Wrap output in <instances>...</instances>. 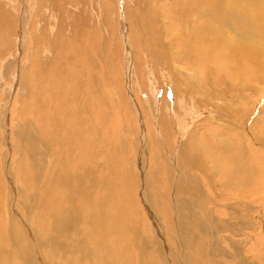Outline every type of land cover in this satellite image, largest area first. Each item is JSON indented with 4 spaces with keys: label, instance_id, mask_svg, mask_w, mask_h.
Wrapping results in <instances>:
<instances>
[{
    "label": "bare ground",
    "instance_id": "obj_1",
    "mask_svg": "<svg viewBox=\"0 0 264 264\" xmlns=\"http://www.w3.org/2000/svg\"><path fill=\"white\" fill-rule=\"evenodd\" d=\"M31 1L29 24L8 13L44 57L0 101V264H264L251 254L264 246V0ZM3 18L5 65L15 28ZM113 20L135 32L134 64ZM139 48L175 79L179 102L200 96L226 120L190 130L132 96L121 64L136 84ZM20 51L8 67L30 52ZM150 82L155 98L160 82ZM148 113L156 128L142 123Z\"/></svg>",
    "mask_w": 264,
    "mask_h": 264
},
{
    "label": "rangeland",
    "instance_id": "obj_2",
    "mask_svg": "<svg viewBox=\"0 0 264 264\" xmlns=\"http://www.w3.org/2000/svg\"><path fill=\"white\" fill-rule=\"evenodd\" d=\"M4 1V2H3ZM122 1H127V0H117V3H118V6L119 7H121V3H122ZM7 0H0V9H1V12L0 13H3V16H4V18H6V19H2V22L5 24V27L7 28V29H10L11 30V24H13L14 25V28H15V31L13 32V34L11 35V37H8V38H6V39H8L9 41H8V44H7V46H5L4 47V49H7L8 51H9V53H8V55H11V56H8V57H5V59H9L10 61L9 62H12L13 60H14V58H15V56H16V58L18 57V56H20L21 54H22V52L20 51L21 50V48L22 47H25L26 49H29V51L30 52H28V53H26V56H25V54L23 55V56H21V57H19V62H18V64L16 63L15 65H13L12 67H8V64H9V62H8V64H5V65H2V64H0V87H1V93H0V101H3L4 103L5 102H7V97H8V90L11 88H13V90L14 91H20L21 90V83H22V79H21V77H22V74L23 73H25V71L26 72H28L27 70H28V68H30L31 66H33V65H35V64H37L38 62H39V59H41V57H44V55H43V53H35V44L37 43V40H36V38H35V33H34V31L32 30V28L30 29V26H29V33L30 34H27V32H26V30L24 29V25H22L25 21H23L22 20V18H20L19 16H17V18H18V20L16 21L15 20V22H14V20L13 21H11L12 20V16L11 15H9L8 13H10L11 14V11H12V13H16V11H14V10H18V8L21 10V14L23 15V17L24 18H26L27 19V21H26V23L27 24H29V22H30V19H31V16H32V14H33V12L35 11V6H34V3H33V1H31V0H15L13 3L11 2V5H8L7 4ZM4 3V4H3ZM137 4V3H136ZM136 4H135V7H136ZM1 6H3V8L1 7ZM7 9V10H6ZM13 9V10H12ZM73 9H75V8H73ZM130 9V8H129ZM9 10V11H8ZM8 11V12H7ZM141 11V10H140ZM37 14H38V12L37 11H35ZM135 11H133V13H134ZM136 12H138L139 13V11H136ZM36 13H35V15H36ZM96 14H97V12H95V11H92V16H93V18H94V21H95V23H96V25L98 26V27H100L101 26V21H100V19L99 18H96ZM15 16H16V14H14ZM120 16H121V12H120ZM20 20H22V24H21V21ZM8 22V24H6ZM113 22H116L115 20H113ZM64 23V22H63ZM17 26V27H16ZM19 26V27H18ZM32 27V26H31ZM125 27H126V25H125ZM19 28V29H18ZM118 28H120V29H118ZM127 28V27H126ZM33 29H34V27H33ZM35 29H38V28H35ZM17 30V31H16ZM23 30V32H24V37H23V35H22V31ZM128 30V31H127ZM127 30L126 31H124V27L123 26H121L120 24H118L117 22H116V26L114 27V29H113V32H112V37H113V39H114V41L117 43V45L121 48V50H122V54H124L125 53V56L127 55V60H129V58L131 57V55L129 56L128 54L131 52V54H132V48L131 47H133V41H134V35H135V32H131V29L130 28H127ZM71 32H72V30H70ZM34 33V35L32 34V33ZM48 32V31H47ZM131 32V33H130ZM128 33V34H127ZM134 35H133V34ZM18 34V35H17ZM32 34V35H31ZM42 34V33H41ZM28 37H27V36ZM63 35V34H62ZM68 35H70V34H67L66 36H68ZM114 35V36H113ZM126 35V36H125ZM130 35H132V36H130ZM47 37L48 38H50V34L49 33H47ZM63 37V36H62ZM116 37V38H115ZM30 38V39H29ZM35 38V39H34ZM131 38V39H130ZM20 39H21V41H20ZM24 39V40H23ZM34 39V41H32ZM131 41H130V40ZM123 40H124V42H123ZM133 40V41H132ZM23 41V42H22ZM122 41V42H121ZM127 41H128V43H127ZM21 42V43H20ZM31 42H33V43H31ZM18 43V44H17ZM19 44L21 45V46H19ZM47 44H48V41H47ZM24 45V46H23ZM128 45H130V46H128ZM29 46H31V47H29ZM128 46V47H127ZM10 47V48H9ZM17 47V48H16ZM2 48H3V46H2ZM2 48H1V51H2ZM19 50L18 52H17V50ZM129 49V50H128ZM16 50V51H15ZM51 51H53V50H51ZM130 51V52H129ZM138 53L139 54H137V59H136V64H142V67H143V69L142 70H140V71H137L136 72V76H137V79L139 80V81H136V84H135V79L134 78H132L133 77V75H134V73H135V70L132 72V75L130 76L131 78V81L129 80V82H127V80L125 79L126 78V75H128L127 74V71H125V70H127L126 69V67H124V60H122V64H121V66H122V72H123V76L125 77H123V87H124V89H126V84L128 83V84H130V86L128 87L129 88V92L131 93V95L133 96V92H134V95H135V97L137 96V97H140V96H142V98L143 99H147L148 101H149V103H148V107H150V109H152L153 107H156V108H153V110H156L157 108H159V113H162L163 114V112H167L168 114H169V112H170V115L172 116L173 115V121H175L174 119H178L177 121H179V123H180V121H185L184 123L185 124H187V121H188V124H187V127H189L190 128V130H192L193 128H194V126H195V124H200V123H203V121L204 120H206V121H208V119L209 118H211V117H213V119L212 120H210V121H213L214 119L216 120V118H217V120H218V122L220 121V122H224L226 119H222L221 117L220 118H218L220 115H218V114H215L214 115V113H215V111H210V107L209 106H207V107H202V106H200V104H199V102H197V101H195L196 99H199L200 98V96L198 97V98H195V97H190L188 100L187 99H185L186 101H187V103L185 102L184 103V101H181L182 102V104H181V102H179L180 100H177L176 99V93H174V86L176 85V82H174L175 81V79H174V81H173V79H168V73L166 72V73H164L163 71H162V75L159 73V71L156 69H154V67H152L151 66V64H150V60L147 58V55H145V54H143V53H141V51H140V48L138 49ZM2 53V55H3V52H1ZM17 53V54H16ZM52 53V52H51ZM70 53V52H69ZM20 54V55H19ZM143 54V55H142ZM14 55V56H13ZM142 56H144L143 57V59H142ZM14 57V58H13ZM140 57H141V59H140ZM132 58V57H131ZM138 59H139V61L141 60V62H138ZM145 60V61H144ZM18 61V60H17ZM129 61H132L133 62V58L132 59H130ZM146 61H147V63H146ZM150 61V62H149ZM82 63L83 64H85V61L82 59ZM145 63V64H144ZM133 64H134V62H133ZM145 65V66H144ZM148 65V66H147ZM124 67V68H123ZM64 68V67H63ZM148 68V69H147ZM124 69V70H123ZM65 70H66V68H65ZM147 70V71H146ZM144 71V72H143ZM155 71H156V73H155ZM130 72H131V70H130ZM147 72V73H146ZM155 73V74H154ZM151 75H153L152 77H151ZM155 75V76H154ZM138 76H140L139 78H138ZM181 76H184L182 79H186V76L185 75H181ZM141 78H142V80H141ZM14 80H15V82H14ZM20 80V81H19ZM165 80V81H164ZM13 82L14 84H12V85H9V83L10 82ZM18 81V82H17ZM142 81H143V83H142ZM146 81V82H145ZM150 81H152L153 83H156V82H160L159 84H157L156 85V87H157V94H156V96H155V98H153V96H152V88H151V82ZM186 81V80H185ZM21 82V83H20ZM133 82V83H132ZM165 83V84H163V83ZM173 82V83H172ZM191 82L192 83H194V81L193 80H191ZM16 83V84H15ZM19 83V84H18ZM146 83H149V84H146ZM135 84V85H134ZM143 84V85H142ZM144 84L145 85H148V88H147V86H144ZM161 84V85H160ZM175 84V85H174ZM139 85V86H138ZM168 85V86H167ZM16 87V88H14V87ZM19 86V87H18ZM165 86V87H164ZM171 86V87H170ZM7 87V88H6ZM167 87V88H166ZM225 88H227V86H224ZM20 88V89H19ZM3 89L5 90L6 89V91H3ZM174 91H173V90ZM166 91V92H165ZM128 92V91H127ZM160 92V93H159ZM167 92H169L168 94V96L166 95V93ZM176 92V91H175ZM16 94V93H15ZM159 94V95H158ZM166 95V96H165ZM162 96H163V98H162ZM171 97V99H169L170 97ZM251 96V95H250ZM166 97V98H165ZM173 97V98H172ZM165 98V99H164ZM251 98V97H250ZM157 99V100H156ZM164 100V102H163V100ZM168 99V100H167ZM192 101H191V100ZM194 99V100H193ZM252 99V98H251ZM259 99H260V97H258V98H256V101L258 102L259 101ZM165 100H166V102H165ZM190 100V101H189ZM132 101V100H131ZM154 101V102H153ZM169 101V102H168ZM173 101H174V103H173ZM188 101L192 104V106H191V104H189L188 103ZM9 102V101H8ZM156 102V103H155ZM176 102H178L177 104H176ZM196 102V103H195ZM159 103V104H158ZM169 103V104H168ZM172 103V104H171ZM198 103V104H197ZM262 103H263V101H261V103L259 104L260 106H262ZM152 104V105H151ZM168 104V105H167ZM9 105V104H8ZM12 104H10V106H11ZM159 105V106H158ZM161 105H166V107H165V109L167 108V110H165L164 109V106L163 107H161ZM176 105V106H175ZM181 105V106H180ZM186 105V106H185ZM198 105H199V107H198ZM137 106H138V104H137ZM168 106V107H167ZM185 106V107H184ZM189 106V108H191V107H193L194 108V111H195V113H194V115L193 116H195V117H199L198 118V120L200 121H198L197 119H195V120H190L189 121V117H187L186 116V113H185V110H187L188 108H186V107H188ZM259 106V107H260ZM173 107H177V109L178 108H182L181 110L179 109V110H176V108H173ZM202 107V108H201ZM136 108V107H135ZM162 108V110H160ZM192 108V109H193ZM204 108V109H203ZM139 109H141V108H139ZM172 109H174V110H172ZM209 109V110H208ZM199 110V111H198ZM163 111V112H162ZM180 112V114L179 113H176L175 114V112ZM210 111V112H209ZM184 114L186 117H184V115L183 116H181L182 114ZM177 114H179V115H177ZM151 116H152V114H150V113H148L147 114V116H145L144 118H143V121H142V123L144 124V121H145V119H146V121L149 119L150 120V122H151V124H155V122L157 123V122H159V121H155V122H152L151 121ZM177 116H179V117H177ZM214 116H216L215 118H214ZM181 118V119H180ZM207 118V119H206ZM183 119V120H182ZM186 119H188V120H186ZM220 119H222V120H220ZM194 122V123H193ZM192 125H194V126H192ZM155 126V128L157 127L156 126V124L154 125ZM212 126V125H211ZM146 127H147V125H146ZM183 127V126H182ZM213 127H215V125L213 124ZM138 129L140 130V128L138 127ZM143 131H145L146 133V136H147V132H148V129L149 128H147V130H146V128L144 127V125H143ZM187 130H188V128H186ZM186 130V134H184V137H183V140L185 141V140H187V134L189 133V131H187ZM140 131H142V130H140ZM150 131V130H149ZM157 132V129L155 130V133H154V131L152 132V131H150V139H151V135H152V133H154V134H156V136L157 137H160L159 136V134H158V132ZM158 134V135H157ZM140 135V138H141V134H139ZM161 138V137H160ZM177 138V139H176ZM175 139H176V141L172 144L173 146H175V147H173V146H171V145H169V147H168V149L170 150V151H173V153H175L176 152V150H177V145H178V141H183L182 140V138H180L179 137V135L176 137ZM178 140V141H177ZM152 141V140H151ZM183 143V142H182ZM147 145H148V143H147ZM147 145H146V141H145V146H146V148H147ZM173 148H174V150H173ZM139 150V149H138ZM163 150V152H164V150L165 149H162ZM138 155V154H137ZM143 156V155H142ZM135 160H139L140 158H139V155L138 156H135ZM105 158H102L100 161H102V160H104ZM138 164V163H137ZM11 166V165H10ZM142 168L143 167H136V171H135V174H139V172H140V170H142ZM181 176V175H180ZM180 204V203H179ZM181 205V204H180ZM180 205H179V207H180ZM256 219H263L262 218V215H258V216H256L255 217ZM260 233V231L257 229V231H255L253 234L254 235H256V238L257 239H259V234ZM261 238V237H260ZM264 246H263V244L261 245V246H259L258 247V249H257V251L258 252H252L251 254H253L254 253V256L255 257H259V253L260 252H263V254H264ZM260 251V252H259ZM251 252V251H250ZM250 252H248V254L250 253ZM256 253V254H255ZM258 253V254H257ZM257 255V256H256ZM257 257V258H258Z\"/></svg>",
    "mask_w": 264,
    "mask_h": 264
}]
</instances>
